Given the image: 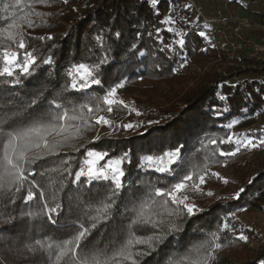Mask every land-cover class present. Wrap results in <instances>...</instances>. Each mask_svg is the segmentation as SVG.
<instances>
[{"label":"trees","instance_id":"obj_1","mask_svg":"<svg viewBox=\"0 0 264 264\" xmlns=\"http://www.w3.org/2000/svg\"><path fill=\"white\" fill-rule=\"evenodd\" d=\"M236 3L231 1L232 5ZM35 12H40L41 17H36ZM168 17L173 23H164ZM25 18L33 20L34 26H28ZM12 23L22 24L19 31L27 42L26 50H34L38 66L32 75H22L19 84L11 82L14 77H0V106L16 110L42 90L46 101L56 98L68 109L85 102L94 106L110 86L124 79V87L117 92L129 94L133 105L120 100L140 115L122 106H113L109 113L107 105L100 101L103 111L97 114L110 119L111 126L94 125L84 130L80 138L69 141V146L61 148L58 155L32 165L34 181L49 192L50 203H53L50 193L54 190L50 185L54 184L56 189L64 185L55 201L61 204L58 213L53 214L57 224L48 222L46 216L26 215L40 211L42 206L38 200L25 204L23 190L16 193L15 203L0 202V264H47L43 253H28L26 246L46 236L66 238L73 230L68 226L78 217L86 222L89 212L86 205L98 206L97 202L109 192L110 185L106 181L89 185L84 178L73 183L74 176L63 169L70 166L73 173L77 171L88 150L105 151L110 157L128 152L131 162H126L124 168L135 182L117 198L121 215L116 214L117 209L113 210L115 223L99 226L83 242L89 249L115 247L114 242L126 239L128 224L134 217L131 211L125 212V208L133 207V195L138 202L151 190L149 184L167 187L184 172L200 171L207 165L206 182L200 186L202 191L191 188L186 191L189 202L201 211L178 220L181 231L168 236L165 244L144 257L141 264H166L169 256L178 258L194 244L207 239L209 233L217 231L224 218L235 232L220 233L225 247L217 253L214 264H258V260L264 258L262 232L241 215L243 212L264 213V155L247 158V148H241L234 157L219 155L220 151L234 150L235 141L241 138L233 136L234 127H246L252 123L254 114L264 112V58L247 54L233 57L227 47L216 48L206 35H199L203 23L196 24L192 7L184 0H157L155 8L150 0H67L66 3L48 0L45 4L35 0H0V45L8 43L5 30ZM116 32L121 33L119 38ZM177 32L184 34L183 47L176 43L181 39ZM41 36L45 39H38ZM48 36L52 39H47ZM105 54L108 59L98 76L101 85L84 91L64 90L68 82L65 73L72 64H95ZM219 55L228 63L223 73L216 67L204 73L187 72L189 64L205 66ZM49 57L53 63L43 64ZM190 81L194 84L186 87ZM162 82L166 87L160 90ZM161 93L166 97H159ZM221 96L226 99L221 100ZM163 97L166 101L162 104ZM171 100H175L174 103L163 107ZM30 111L40 115L49 109L42 103ZM235 120L240 122L228 128ZM124 123L142 126L124 129ZM229 135L233 136V143L227 142ZM257 135L261 139L264 132ZM212 139L217 143L209 144ZM221 140L225 143H220ZM180 145H183V162L179 175L138 167L142 163L141 156L160 154ZM64 160L68 164H64ZM103 163L105 161H100ZM225 168L231 174L225 173ZM32 179L30 175L29 180ZM241 188L245 192L239 199L234 198ZM209 192L213 195H207ZM59 226L65 227L58 230ZM241 231L248 236L247 242L236 239ZM251 239L259 243L254 244Z\"/></svg>","mask_w":264,"mask_h":264},{"label":"snow or ice","instance_id":"obj_2","mask_svg":"<svg viewBox=\"0 0 264 264\" xmlns=\"http://www.w3.org/2000/svg\"><path fill=\"white\" fill-rule=\"evenodd\" d=\"M40 4H45L48 0H35ZM66 3L67 0H64ZM151 5L155 8L157 0H150ZM36 17H41L40 12H35ZM28 26H34V21L24 20ZM164 23L171 24L173 20L168 17ZM22 24L12 23L5 30V45H0V77H14L11 81L14 84L21 82V76L32 75L37 65V57L33 51H27V42L24 34L19 31ZM169 31H174L169 29ZM120 32L115 36L119 38ZM181 39L176 43L181 47L184 46L185 40L183 33L177 32ZM201 37L205 33H199ZM38 39L43 40L41 36ZM47 39H52L48 36ZM99 39V38H98ZM135 47V46H133ZM107 54L98 63L72 64L66 71L65 75L68 82L65 91L69 88L73 91H84L92 88L94 85H101L102 81L98 78L100 69L107 62ZM43 64H52L51 57L44 59ZM183 65H181L182 67ZM8 83V81H5ZM125 80L120 79L114 85L110 86L105 94L98 98L97 103L93 106L89 102L74 105L72 108H65L63 104L58 103L56 98L46 101L44 91H38L31 99L24 102L16 110L5 109L0 106V202L5 204L15 203L16 193L22 190L26 192L23 197L25 204L38 200L41 204V210L38 212H28L30 217L46 216L48 222L53 225L57 221L53 218L54 213H58L61 204L55 203L59 191L63 190L61 184L59 189L55 185H50L54 189L50 193L53 203L49 202V192L42 190V186L34 181V170L32 165L37 161L45 159L48 156L58 155L61 148L69 146V141L78 139L82 136L83 131L94 125H112V121L104 115L97 113L103 111L100 101L107 105V112L113 111V106H122L129 109V106L120 99H117V90L124 87ZM221 100L226 97L221 96ZM46 103L49 111L35 115L30 110L34 107ZM54 109V111H53ZM86 110V111H85ZM226 110V109H225ZM130 112H136L135 108L129 109ZM80 121V123H73ZM90 121H94V124ZM240 121L235 120L227 125L231 128L233 124ZM153 123L149 121V124ZM139 124L124 123V129L141 127ZM52 139H49V138ZM99 139V136L96 137ZM228 143H233V136L227 137ZM209 144H216L215 139L209 140ZM220 143H225L221 140ZM234 150L220 151L219 155L234 157L241 148H256L264 146V139H260L259 145L253 139L244 136L235 141ZM183 145L172 149L164 150L160 154H147L140 157L142 163L138 167L144 170H150L156 173L179 175L182 167L181 149ZM75 150H79L76 148ZM108 157L107 160L105 158ZM100 161L105 163L100 164ZM130 163V154L122 153L120 156L110 157L108 152L88 150L85 158L80 162L78 170L74 173L70 166L63 171L74 176L73 183H79L81 178L91 185L93 182L106 181L110 185L109 192L97 202L98 206L88 203L86 207L89 212L86 213L87 220L82 222L78 217L72 221L73 230L67 234L66 238H53L46 236L43 239H36L33 244L26 246L28 253L35 255L37 252L43 253L46 257L47 264H141L144 257L158 251L161 245L165 244L168 236L181 231L180 224L177 223L184 215L193 216L201 211L194 203L189 202V195L186 194L188 189L202 191L201 185L206 180L207 165L200 171H186L179 176V179L167 187H154L151 184L143 198L139 199L133 195L131 197L133 207L125 212L131 211L134 218L130 219L127 228V237L122 241L115 243V247L92 248L89 249L83 242L101 225H108L109 222L115 223L113 210L117 209V215H121L117 208V198L125 191L131 188L134 181L125 171L124 164ZM68 164L67 160L63 161ZM60 171V169H53ZM32 176V181L29 176ZM43 175V173H41ZM218 176V173H212ZM224 183H228L224 180ZM245 189L241 188L235 193L234 198L239 199ZM207 195H213L211 192ZM54 204V206H53ZM243 210V209H241ZM94 213V214H91ZM235 216V213H232ZM65 226H59L63 228ZM147 234H137L145 232ZM235 232L227 218H224L217 231L208 234V238L194 244L178 258L169 256L166 264H214L217 260V253L225 247L222 242L221 232ZM238 240L247 242L248 236L243 231L236 237ZM258 264H264V258L258 260Z\"/></svg>","mask_w":264,"mask_h":264},{"label":"rangeland","instance_id":"obj_3","mask_svg":"<svg viewBox=\"0 0 264 264\" xmlns=\"http://www.w3.org/2000/svg\"><path fill=\"white\" fill-rule=\"evenodd\" d=\"M187 1L188 6H191L194 12L196 24L203 23V31L205 35H209L207 31L211 28L215 30L214 33L221 30L234 31L235 27L241 26L242 19H248L249 25L241 27V30L247 35L254 37L255 39L263 42L264 44V0H235L236 4H231L232 0H184ZM239 3V4H238ZM228 19V20H227ZM207 33V34H206ZM207 39L211 41V39ZM212 43V42H211ZM213 44V43H212ZM216 48L225 47L222 44L218 46L213 44ZM261 58H264V51L261 53ZM211 67H216L219 73H223L228 68V63L223 61V56L219 55L217 60L209 61L205 66H201L197 63L189 64L187 72L204 73ZM194 82L190 81L186 87H190ZM160 90L166 87L165 83H161ZM165 96L164 93L159 94V97ZM161 98L160 102L166 101V98ZM117 99H125V101L131 103V96L129 94L123 95L117 92ZM171 98V97H170ZM168 98V99H170ZM169 101V100H168ZM175 101V100H174ZM174 101H170L169 104L163 105L166 107ZM130 105H133L132 103ZM260 132H264V112H257L253 116L252 123L246 127L232 129L233 136L240 135V137L247 136L251 139L259 140L258 135ZM237 139V138H236ZM257 140V141H258ZM248 152L247 158H255L256 155H264V147L261 149L249 147L246 149ZM225 173H229V170L225 168ZM231 171V170H230ZM231 174V173H229ZM244 220L248 221L251 225H255L264 236V213L255 212H243L241 213ZM254 244H258L259 241L255 239L250 240Z\"/></svg>","mask_w":264,"mask_h":264},{"label":"built area","instance_id":"obj_4","mask_svg":"<svg viewBox=\"0 0 264 264\" xmlns=\"http://www.w3.org/2000/svg\"><path fill=\"white\" fill-rule=\"evenodd\" d=\"M228 20V19H227ZM241 26L235 27L234 31L221 30L216 33L214 29L207 31L208 38L211 39V42L215 45L222 44L229 49L230 55L233 57H240L243 55H251L256 58H261V53L264 51L263 42L255 39L254 37L247 36L242 30L241 27L248 26L250 23L248 19H242L240 22ZM264 139V136L263 138ZM258 140V139H257ZM254 142L259 145L260 139ZM264 146L256 147L261 149Z\"/></svg>","mask_w":264,"mask_h":264}]
</instances>
